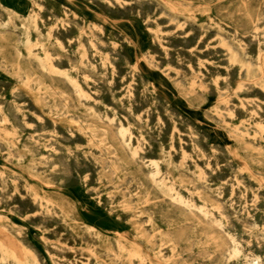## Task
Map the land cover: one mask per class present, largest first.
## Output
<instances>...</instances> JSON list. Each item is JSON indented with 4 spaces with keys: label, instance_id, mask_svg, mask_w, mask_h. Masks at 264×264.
I'll list each match as a JSON object with an SVG mask.
<instances>
[{
    "label": "rangeland",
    "instance_id": "rangeland-1",
    "mask_svg": "<svg viewBox=\"0 0 264 264\" xmlns=\"http://www.w3.org/2000/svg\"><path fill=\"white\" fill-rule=\"evenodd\" d=\"M263 97L264 0H0V264H264Z\"/></svg>",
    "mask_w": 264,
    "mask_h": 264
},
{
    "label": "bare ground",
    "instance_id": "bare-ground-1",
    "mask_svg": "<svg viewBox=\"0 0 264 264\" xmlns=\"http://www.w3.org/2000/svg\"><path fill=\"white\" fill-rule=\"evenodd\" d=\"M145 5V4H144ZM89 11V10H88ZM110 11V10H109ZM111 13V12H110ZM253 42V41H252ZM188 44V43H187ZM182 45V44H181ZM185 45V44H184ZM117 67V66H116ZM162 94V93H161ZM162 96V95H161ZM163 97V96H162ZM165 98V97H164ZM264 98V97H263ZM168 99V98H167ZM166 100V99H165ZM169 102V101H168ZM169 104H170V102H169ZM138 108V107H137ZM170 109H172V108H170ZM171 111H173V110H171ZM152 119H154V118H152ZM115 123V122H114ZM202 123V122H201ZM208 124V123H207ZM118 126V125H117ZM178 126V125H177ZM167 128H165V130H166ZM128 130V129H127ZM168 130H169V128H168ZM216 136V135H215ZM182 137V136H181ZM209 138V137H208ZM216 138H217V136H216ZM133 140V139H132ZM175 144V143H174ZM181 146V145H180ZM204 146V145H203ZM140 154V153H139ZM147 154V153H146ZM60 157V156H59ZM61 158V157H60ZM176 159V158H175ZM39 169V168H38ZM211 173V172H210ZM218 174V173H217ZM255 207V206H254ZM256 208V207H255ZM254 210V209H253ZM252 212V211H251ZM86 221V220H85ZM233 222V221H232ZM229 229H231V228H229ZM227 243V242H226ZM231 244V243H230ZM235 246H237V245H235ZM238 247V246H237ZM229 248V247H228Z\"/></svg>",
    "mask_w": 264,
    "mask_h": 264
}]
</instances>
